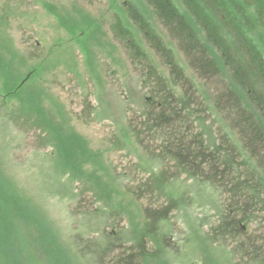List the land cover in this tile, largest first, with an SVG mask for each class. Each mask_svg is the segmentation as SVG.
<instances>
[{"label": "rangeland", "instance_id": "obj_1", "mask_svg": "<svg viewBox=\"0 0 264 264\" xmlns=\"http://www.w3.org/2000/svg\"><path fill=\"white\" fill-rule=\"evenodd\" d=\"M79 1L0 0V264H260L264 213L245 246L219 212L264 181V51L173 45L155 18L147 44ZM192 220L206 243L181 249Z\"/></svg>", "mask_w": 264, "mask_h": 264}, {"label": "flooded vegetation", "instance_id": "obj_2", "mask_svg": "<svg viewBox=\"0 0 264 264\" xmlns=\"http://www.w3.org/2000/svg\"><path fill=\"white\" fill-rule=\"evenodd\" d=\"M101 1L97 0V2L88 3L90 6L96 4L92 9L94 15L99 16L104 24H107L106 20L108 18L112 19L108 20H111L113 25L116 21L124 35L132 34L130 29L125 26L127 23L124 20H128L133 28L136 29L138 35L147 37V39L144 37L147 44L151 40L155 42L158 34L155 33V38L153 37L156 27L152 26V18H155L160 32H164L168 42H174L173 45L207 50L210 48L219 50H241L244 48L248 49V51H264V0H108L106 11H104ZM78 2L81 1L78 0ZM85 14L88 15L86 12ZM89 17L96 19L92 16ZM190 19H196V27L190 22ZM122 25L123 27H121ZM180 30L183 33L185 30H189V36L186 35L185 37L182 34L181 37H176V34H180ZM232 32L239 36L238 40H241L240 43L232 37ZM129 45H132L131 41ZM171 148L176 153L183 154V157L184 155L188 156L185 154V146L180 143ZM187 160L193 161L195 158L191 155ZM182 165L185 166V164ZM195 165L196 162L192 165L194 170L197 167ZM261 178L258 175L253 176L250 181V187L244 191L246 192V197H242L244 200L240 198V201L243 202L249 197L251 201H255L254 204L248 202L238 203L235 200V194H233V199L230 196L229 201L220 204L221 210L223 208L222 211L225 213L221 214L219 212V215L222 217L226 214L225 218L223 217L220 220L221 222L226 220L227 225L222 228L223 231L225 230L226 238L241 235L238 237L244 238L245 246L254 241L255 238L249 233L248 224L253 218L259 223V220H262L260 214L264 213V200L261 198L264 192V181L260 184ZM230 182L232 183L231 179ZM255 186L256 188H254ZM180 207L195 209L194 203L191 202L181 203ZM260 223H263V221ZM223 225L224 223H222ZM188 229L189 231L185 230L181 233L180 238L177 237V246L179 248L184 249L186 247L192 233L198 236L201 243H206L200 237L198 226L194 224L193 220ZM220 229L216 231H220ZM207 241L211 245V239H207ZM256 242L257 244L252 246L254 249L250 250L257 253L251 255L249 250L246 255H256V258L261 260L260 264H264V239L258 235L256 236Z\"/></svg>", "mask_w": 264, "mask_h": 264}, {"label": "trees", "instance_id": "obj_3", "mask_svg": "<svg viewBox=\"0 0 264 264\" xmlns=\"http://www.w3.org/2000/svg\"><path fill=\"white\" fill-rule=\"evenodd\" d=\"M164 100H162V104L158 107L159 109H163L164 108ZM163 113H165V111H162ZM166 115L167 114H172V112L171 113H165ZM165 114H160V115H156L155 116V119H158V121L161 119V116H165ZM169 116V115H168ZM174 119H177V116H175L174 117ZM215 164H213V166H214ZM235 194V193H234ZM237 194H238V197L240 198V197H244L245 196V194H246V192H244V191H241V192H237ZM236 195V194H235ZM2 196V194H1V192H0V197ZM246 197V196H245ZM246 201H248V199L246 200ZM10 205H11V207L14 209L15 208V206L14 205H12L11 203H10ZM11 208V211H13V209ZM9 217H11V212L9 211ZM10 219V218H9ZM11 221V220H10ZM161 233V232H160ZM5 244H6V247L8 248L9 247V242H5ZM6 247H5V249H6ZM6 254H7V256H8V253L6 252ZM9 258V257H8Z\"/></svg>", "mask_w": 264, "mask_h": 264}]
</instances>
